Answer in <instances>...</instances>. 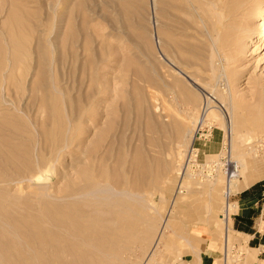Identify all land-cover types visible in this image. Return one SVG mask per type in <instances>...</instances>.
<instances>
[{
    "label": "rangeland",
    "instance_id": "rangeland-1",
    "mask_svg": "<svg viewBox=\"0 0 264 264\" xmlns=\"http://www.w3.org/2000/svg\"><path fill=\"white\" fill-rule=\"evenodd\" d=\"M262 7L0 0V264H178L194 226L235 239L233 194L264 183ZM160 97L180 140L155 122ZM86 167L107 180L76 183ZM228 246L239 264L244 248Z\"/></svg>",
    "mask_w": 264,
    "mask_h": 264
},
{
    "label": "crops",
    "instance_id": "crops-1",
    "mask_svg": "<svg viewBox=\"0 0 264 264\" xmlns=\"http://www.w3.org/2000/svg\"><path fill=\"white\" fill-rule=\"evenodd\" d=\"M230 204L232 212L227 213L224 231L235 234L233 251L239 247L245 250L239 264H264V183L258 181L236 191ZM188 235L195 251L178 264H227L224 252L229 246L224 245L223 238L220 241L217 229L197 225L189 229Z\"/></svg>",
    "mask_w": 264,
    "mask_h": 264
},
{
    "label": "bare ground",
    "instance_id": "bare-ground-1",
    "mask_svg": "<svg viewBox=\"0 0 264 264\" xmlns=\"http://www.w3.org/2000/svg\"><path fill=\"white\" fill-rule=\"evenodd\" d=\"M238 2V1H237ZM245 2V1H244ZM243 2V3H244ZM239 3V2H238ZM242 3H240L239 5H241ZM245 4V3H244ZM236 7H238V6H236ZM242 7V6H241ZM246 7V6H245ZM235 8V7H234ZM240 8V7H239ZM238 8V9H239ZM237 9V8H236ZM236 9H233V11H235ZM241 9V8H240ZM239 9V10H240ZM245 8H242V10H244ZM238 10V11H239ZM233 11H229V13L230 12H233ZM262 11V12H261ZM236 12V11H235ZM261 12V13H260ZM260 14H258V17L261 19H263L264 20V7H262L261 8V10H260ZM210 13V12H209ZM222 13H223V11H222ZM228 13V12H227ZM234 13V12H233ZM219 14H221V13H219ZM224 14V13H223ZM232 14V13H231ZM226 15H228V14H226ZM225 15V16H226ZM257 15V14H256ZM219 17H220V15H218ZM223 16V15H222ZM228 16H230V15H228ZM227 16V17H228ZM218 17V18H219ZM224 18V17H223ZM223 18H221L222 20H223ZM214 20V19H213ZM222 20L220 21V19H218V22L220 23V25H221V22H222ZM217 22V21H216ZM218 23V24H219ZM264 24V23H263ZM224 26V25H223ZM263 26V25H262ZM260 35V37H264V26H263V30H262V32L259 34ZM254 40V39H253ZM254 41H256V40H254ZM212 55V54H211ZM210 65V64H209ZM201 66V65H200ZM163 68V67H162ZM211 69V68H210ZM161 71V70H160ZM185 73V72H184ZM162 74V73H161ZM169 74V73H168ZM175 74V73H174ZM180 75L182 74L183 76H181V77H183V79H187V80H189V77H187L185 74H183V73H179ZM163 75V74H162ZM192 77V76H191ZM171 78V77H170ZM173 78V77H172ZM201 78V77H200ZM182 79V80H183ZM206 79V78H205ZM173 81V80H172ZM178 83V82H177ZM172 85V84H171ZM175 87V86H174ZM211 88V87H210ZM176 90V89H175ZM149 91V90H148ZM159 93V92H158ZM151 94V93H150ZM164 94V93H163ZM158 96V95H157ZM161 96V95H160ZM167 96V95H166ZM161 99H160V101H159V106H157V111H159V113H158V115H157V113H156V117H155V119H157V116H158V118H159V120L160 119H162L163 117H164V119L163 120H165V122L167 123L168 122V124L170 125V126H172V130H173V127L175 128V129H179L180 127H182L183 125H184V120H182L181 121V119H177V117L178 116H175V114H173V116H171V114H170V112L168 111L169 110V108H164V107H166L165 106V104L167 103V98H166V100H164V98L163 97H160ZM186 98V97H185ZM153 103V102H152ZM165 103V104H164ZM170 106V105H169ZM152 108V107H151ZM216 108V107H215ZM200 109H201V105H200ZM209 109V108H208ZM153 111V110H152ZM156 111V110H155ZM195 111V110H194ZM154 112V111H153ZM153 114V113H152ZM155 114V113H154ZM197 114V113H196ZM204 114V113H203ZM161 116H163V117H161ZM174 116H175V118H174ZM199 116V115H198ZM208 117L209 118H212L213 119V112L210 110L209 112H208V114H206V119H208ZM218 117V116H217ZM201 119V118H200ZM216 119V118H215ZM214 119V120H215ZM213 120V121H214ZM157 121H158V119L155 121L156 123H157ZM161 121V120H160ZM232 121H233V119H232ZM162 122V121H161ZM198 121H196V123H197ZM230 122V121H229ZM231 123V122H230ZM157 124H159L158 126H159V128H161L160 126H162L160 123H157ZM232 124V126H231V129H229V130H231L230 132H228L227 134H229V135H231V140H232V138L234 137V130H233V124L234 123H231ZM200 125V124H199ZM223 125H225L224 123H223ZM230 125V124H229ZM197 126V125H196ZM163 127V129H165L164 127L165 126H162ZM168 127V126H167ZM184 127V126H183ZM182 127V128H183ZM223 127H226V126H223ZM154 128V127H153ZM152 128V129H153ZM169 128V127H168ZM167 128V129H168ZM171 128V127H170ZM146 129V128H145ZM151 129V128H150ZM177 129V130H178ZM184 129V128H183ZM183 129H179V131H181V130H183ZM234 129H235V125H234ZM144 130V129H143ZM147 130V129H146ZM160 130V129H159ZM162 130V129H161ZM163 131V130H162ZM161 131V133H163ZM165 131L166 130H164V133L163 134H165ZM149 132H151V131H149ZM160 132V131H159ZM194 132H195V130H194ZM146 133V132H145ZM152 133V132H151ZM173 133H174V135L175 134H178L177 132H174V130H173ZM181 133V132H180ZM186 133V132H185ZM169 134L171 135V131H170V129H169ZM187 134V133H186ZM145 135V134H144ZM174 135H173V137H174ZM182 135V134H181ZM166 136V135H165ZM164 136V137H165ZM176 136V138H177V140H180V139H178V136L177 135H175ZM162 138H163V135L161 136ZM181 137V136H180ZM196 137H199L198 136V134L195 132L193 135H191L190 137H187L189 140V143H192L193 141H194V139L196 138ZM230 137V136H229ZM144 138V137H143ZM149 138V137H148ZM161 138V139H162ZM238 138H240V139H242L241 141L242 142H244L245 144H249V142L251 141V137H249V135H247L246 136V134L245 135H241V136H239ZM159 139V138H158ZM164 139V138H163ZM184 139H186V138H184ZM145 140V139H144ZM149 140V139H148ZM165 140H166V138H165ZM164 140H162V142H163ZM188 141H187V139H186V144H188ZM147 142V141H146ZM156 142V141H155ZM155 142L153 141L152 142V144H155ZM159 142V141H158ZM180 142V141H179ZM175 143V142H174ZM147 144V143H146ZM148 144H149V142H148ZM156 146H157V144H155ZM159 145V144H158ZM142 146V145H141ZM152 146V145H151ZM187 146V145H186ZM188 146H189V144H188ZM152 147H154V146H152ZM159 147H160V145H159ZM159 147H157V148H159ZM237 147V146H236ZM162 148V147H161ZM166 148V147H165ZM141 149V148H140ZM149 149H150V147H149ZM163 149H164V147H163ZM186 149V148H185ZM142 150V149H141ZM141 150H140V152H141ZM165 150V149H164ZM187 151V150H186ZM157 152V151H156ZM235 153V152H234ZM160 154V153H159ZM144 155V154H143ZM181 152L179 153V158L181 157ZM151 156V155H150ZM155 156V155H154ZM177 156V157H178ZM238 157V156H237ZM153 158V157H152ZM157 160V159H156ZM141 161V160H140ZM240 161H242V160H240ZM239 161V159H238V162H235V164H236V166H237V174L236 175H234L233 177V179H231L230 180V182L229 183H232V181H236V179H238L243 173H244V165L241 163ZM234 162V161H233ZM142 164V163H141ZM88 168L89 167H86L85 168V170H83V172H80L79 173V175H78V177H77V180H75V182L76 183H85V182H88V181H95V180H97V179H101L102 181L104 180V181H106L107 180V176L106 177H103L102 176V174L103 173H99V174H97V175H94L93 174V172H92V169H91V172L90 173H88V172H86V171H88ZM100 170H101V168H100ZM178 171L176 172L177 173V175L179 174V173H181L182 174V168H181V166L179 167V169H177ZM180 175V174H179ZM43 177H50V174H48V172H46V171H44V172H41V173H39L38 175H36L34 178H32L33 179V182L34 181H37V180H41ZM116 178V177H115ZM31 179V180H32ZM118 179V178H117ZM116 182V181H115ZM119 182V181H118ZM74 183V182H73ZM251 185V184H250ZM115 186V185H114ZM249 186V185H248ZM228 190V189H227ZM229 190H230V188H229ZM228 190V192H231V191H229ZM226 193H227V191H226ZM90 196H91V192L90 193H88ZM93 195V194H92ZM226 195V194H225ZM86 196H88L87 194H86ZM86 196H84V197H86ZM81 197V196H80ZM89 197V196H88ZM94 197V196H93ZM228 205V204H227ZM228 207V206H227ZM227 209V208H226ZM221 217V220H223V218H222V216H220ZM170 218V217H169ZM167 219V218H166ZM169 221L168 220H165V223H168ZM231 234H232V232H230ZM238 236V235H237ZM225 243H227V244H230V245H232L233 244V237L232 236H228V238H226V235H225Z\"/></svg>",
    "mask_w": 264,
    "mask_h": 264
},
{
    "label": "built area",
    "instance_id": "built-area-1",
    "mask_svg": "<svg viewBox=\"0 0 264 264\" xmlns=\"http://www.w3.org/2000/svg\"><path fill=\"white\" fill-rule=\"evenodd\" d=\"M237 174V166H236V164L235 163H231L230 164V167H229V171H228V179H229V181L231 180V179H233L234 177V175H236ZM224 259H225V261L228 259V251L226 250V252H224Z\"/></svg>",
    "mask_w": 264,
    "mask_h": 264
},
{
    "label": "water",
    "instance_id": "water-1",
    "mask_svg": "<svg viewBox=\"0 0 264 264\" xmlns=\"http://www.w3.org/2000/svg\"><path fill=\"white\" fill-rule=\"evenodd\" d=\"M42 181L45 180V179H41Z\"/></svg>",
    "mask_w": 264,
    "mask_h": 264
}]
</instances>
